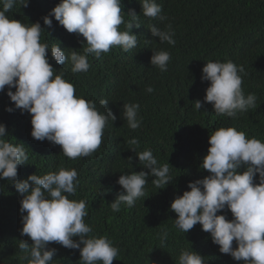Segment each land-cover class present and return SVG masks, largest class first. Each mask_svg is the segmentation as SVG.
<instances>
[{"label": "clouds", "instance_id": "obj_1", "mask_svg": "<svg viewBox=\"0 0 264 264\" xmlns=\"http://www.w3.org/2000/svg\"><path fill=\"white\" fill-rule=\"evenodd\" d=\"M143 16L155 19L162 16V6L156 0H140ZM0 92L7 86V96L14 103L6 111L15 109L31 115V135L39 141L47 140L59 145L64 156L71 160L92 155L101 145L105 128L117 120L109 105L102 98L97 109L96 102L75 95L74 84L64 78L63 71L54 73L49 62L71 65L73 73H86L90 68L88 57L99 58L113 47L127 52L138 46V35L132 30L139 28L140 13L128 12L129 19L122 16V0H60L43 24L51 28L53 17L69 33L85 38L83 52L71 49L66 53L60 45L41 42L44 27L39 21L29 24L12 19L8 13L14 5L28 7L29 0H0ZM124 25V30L120 26ZM153 37L161 43L175 46V31L168 23L164 28L149 25ZM150 63L161 72L167 71L171 59L169 51L153 50ZM243 65L232 60L221 62L207 60L202 68V80L209 81L204 102L210 103L217 116L236 118L237 113L247 112L257 106L254 93L245 95L242 89ZM135 86H133V89ZM15 89V91H13ZM146 91H154L147 86ZM139 100L143 110L151 109L147 96L141 92ZM202 108L201 100L194 105ZM140 104H123L122 117L131 130L142 123ZM9 132L0 123V179L14 184L21 195L22 218L18 257L19 264H53L57 252L51 243L68 249H78L80 264H113L119 249L106 236L93 235V229L85 221L88 216L85 199L70 198L79 185L75 168L60 167L44 175L30 174L19 179L18 168L28 163L29 155L24 144H14L6 137ZM143 169L139 172L121 174L117 183L122 190L110 203L112 211L119 212L122 205L134 207L145 196L148 177L159 189L172 183L169 164L160 165L150 148L137 151L139 140H127ZM210 147L202 158L201 168L209 174L202 179L190 181L188 189L177 195L170 209L176 214L174 226L187 233L196 224L210 234L212 242L222 254H229L242 264H264V142L235 126L219 127L210 134ZM133 160V157H129ZM258 174V182H257ZM230 210L229 219L223 210ZM169 236L161 229L158 238L164 244ZM78 238V239H77ZM235 243V246H234ZM203 255L182 249L178 264H205ZM177 264V262H176Z\"/></svg>", "mask_w": 264, "mask_h": 264}, {"label": "trees", "instance_id": "obj_2", "mask_svg": "<svg viewBox=\"0 0 264 264\" xmlns=\"http://www.w3.org/2000/svg\"><path fill=\"white\" fill-rule=\"evenodd\" d=\"M162 6L161 20L150 19L141 13L140 0H122V16L129 19L128 12L140 13L138 46L127 52L113 47L99 58L88 57L90 68L86 73H73L71 65L57 64L49 50V62L54 73L63 71L64 78L74 84L75 95L96 102L100 112L102 98L109 100L117 120L105 128L100 147L90 156L71 160L63 155L59 145L32 137L31 115L15 109L6 111L14 103L7 96V86L0 92V123L7 126L6 139L14 144H24L29 155L28 163L18 168V177L23 180L30 174L44 175L60 167L75 168L79 185L73 199L87 201L88 216L85 221L92 227L93 235H106L119 249L113 264H178L182 249L192 248L202 254L205 264H242L229 254H222L212 242L209 233L196 224L187 233L174 226L176 214L171 211V202L188 189V183L202 179L209 173L201 168L202 158L210 147L209 137L219 127L235 126L264 142V0H156ZM60 3V0H29L28 7L14 5L8 13L12 19L31 24L39 21L45 28L41 42L60 45L68 53L71 49L83 52L85 38L78 33H69L53 17V26L43 24V17ZM2 7V5H0ZM171 23L175 46L161 43L153 37L149 25L164 28ZM124 30V25L120 26ZM86 42V41H85ZM71 48V49H69ZM153 50L170 52L167 71L150 63ZM207 60L225 62L232 60L243 65L242 89L245 95L254 93L257 106L236 118L217 116L210 103L204 102L209 81L202 80V68ZM133 86L135 88L133 89ZM147 86L154 91L148 93ZM15 91V89H13ZM143 92L151 109H142L139 100ZM202 102L196 110L195 101ZM139 103L142 123L131 130L122 117L123 104ZM137 138V151L150 148L160 165L169 164L173 178L165 188L159 189L149 176L145 196L135 206L121 207L112 211L110 203L122 190L117 180L121 174L139 172L143 169L127 140ZM133 157V160L129 159ZM258 182V174H257ZM21 195L14 184L0 179V264H19L23 255L18 245L21 236ZM229 219L230 210H223ZM167 229L169 236L164 244L158 234ZM78 239V238H77ZM235 246V243H234ZM57 252L53 264H80L78 249H68L51 243Z\"/></svg>", "mask_w": 264, "mask_h": 264}]
</instances>
